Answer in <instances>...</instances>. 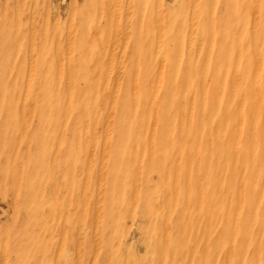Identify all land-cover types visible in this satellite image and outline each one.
Returning <instances> with one entry per match:
<instances>
[{
	"label": "rangeland",
	"instance_id": "374dc122",
	"mask_svg": "<svg viewBox=\"0 0 264 264\" xmlns=\"http://www.w3.org/2000/svg\"><path fill=\"white\" fill-rule=\"evenodd\" d=\"M22 1H24L25 3ZM107 1L109 3L110 2L112 3L109 4L107 3ZM122 1L121 0H111V1L110 0H100V1L98 0H0V5L2 6L7 5L6 7L9 8L6 10L7 11V13L5 12L6 16L4 15L3 18L1 17L3 11L2 9H0L1 27L4 26V18L13 21V18H15L13 17L14 14L15 16H17L18 14L20 16V14L22 15L21 11L23 10L24 12L23 13L24 16L21 17L22 22L21 23H18V21L16 22V24L18 25L20 24L17 27L19 33L18 32L10 33L7 42L8 49H6V47L3 44V39L1 38L3 37V31H1L0 29V53H1L0 58L3 59V61L0 62V91L4 89L5 92L2 95L4 97H1L0 95L1 97L0 118L1 119L7 118L5 124L0 123V236L2 237L0 239V264H162V263L163 264H223V263L241 264L238 259L240 258V255L238 257V255L233 253L232 255L234 259L233 262L232 260L230 262L227 261L226 255L232 253L231 250H233L234 247L241 246L238 248H242L245 245V236H246L244 234L245 232L240 230L236 232L233 235V237L232 236L229 237L226 235L223 241L221 242L218 240L215 241L213 235L208 234V229L207 228L205 229L204 225L200 229H195V227L197 226V222H198L197 220L199 219L201 220L204 217H207L208 214H212L216 219L214 223L217 224L216 225L217 229L215 228L216 230H210V231L218 232L221 225L225 224L227 221L229 223H232L234 222L233 220L238 218V216L239 217L242 216V218L248 215L255 216L257 215L259 210L263 209L262 208L263 203L261 202H258L259 204L257 203V206L253 209L254 204H251L250 198L251 196H253V194H256L258 192H260L261 195H264V181H261L258 184L259 186H261L262 184V188L258 186L257 187L258 190L252 189L250 183L253 182L252 180L254 178L247 179L246 177H248L247 175L248 173H250L249 172L250 167L248 165L251 164L252 159L254 158V153L258 150V147L261 145L260 141L264 139L263 135H261L264 133L263 131H261L260 128V124L262 127L263 119L260 117L258 111L259 108L262 109L264 107V106L261 107L262 103H264V77H263L264 76V22L262 20L264 18V11H262L264 8V0H202L201 6H200L201 0H197L198 2H194L193 0H151V1L139 0L137 1V3L139 2L138 4L135 3L136 0H128V1L124 0L123 3ZM213 1L216 3H214ZM228 1L230 2L228 3ZM120 3L121 6L124 3L125 5H123L121 8L119 5ZM255 3L257 4V8L255 6ZM141 6H144L142 7L143 9L141 8ZM126 7L128 9H126ZM92 12L94 14H92ZM97 12L100 13L97 14ZM108 12L109 14H107ZM237 12H240V14H237ZM126 13H128L129 16L128 15L126 16ZM232 13H234L235 16ZM167 14H170V20L172 22L180 20L178 19L179 17L182 19L181 20L182 27L184 26L185 28H187V29H185L184 27L182 28L186 30L185 33L186 36L184 35L182 37L181 35L178 37L179 38L178 39L177 36L173 34V30L170 29L167 30L166 26L164 25V21L168 20ZM191 14H193L192 17L190 16ZM29 15L31 16L29 17ZM255 15H257V17ZM78 16L80 17V19ZM253 16H255L256 18H254ZM76 19L78 20L76 21ZM136 19L139 20L137 21ZM93 20L96 22V24L95 22H92ZM144 20L147 22L148 21L151 22V26H152L151 29H153V31L148 28V23L144 22ZM200 20H203L208 27L203 31L204 33L202 32V34H200V37H198V33L196 31V25H198V22H201ZM116 21H121L120 24L122 25L121 29L118 30V33H116V30L113 26V24L116 23ZM142 21H143V25H142ZM144 23L145 24L147 23L146 24L147 26H145ZM259 25H262L260 26L262 27V29L259 27ZM110 26L112 29L110 28ZM69 27H72L71 32H70L71 29H69ZM127 27L132 28L131 32L130 30L127 29ZM18 28L21 30H19ZM236 31L238 32L236 33ZM149 32H152V34L150 35ZM227 32L230 33L229 34V36L231 35L230 38ZM114 35H116L117 38ZM133 35L134 38L132 37ZM11 36L12 39H14L13 37L16 36L14 41L11 39ZM105 36L107 39L105 38ZM55 37L57 38V40ZM58 37H60V40ZM30 38L33 40H37V42L34 41V44L36 43L35 47L39 52L37 57L35 58L38 67L34 70L31 76L30 87H27L28 82L25 83L26 85L21 86V84H23L25 81H28V73H29L28 71H29V67H31L29 62L31 55L30 53L33 47L31 45V40H27ZM122 39L124 40V42ZM17 40H19V42ZM56 41L57 42L59 41V43L61 44L59 48H57L56 46L57 43ZM121 41L123 44L122 46H120ZM162 41H163V46H162ZM65 42L68 43L66 44ZM195 42L197 44H195ZM244 42H246L245 45ZM154 43H156V45H159L157 46L159 48V51H161L160 46L163 47L162 49L163 52L162 51L158 52L160 53V55L159 56L156 55L154 58L159 64L162 54L163 56L173 54L172 56L174 61L175 62L177 61L176 64L171 65V63L166 60L164 63L161 62L165 66L162 64L159 65L157 64V62H155L152 65L151 60L156 53L154 51V46H151V45H155ZM14 44L16 45L19 44L18 45L19 48L16 45L14 46ZM44 44L48 46V51L41 49ZM194 45L198 47L196 48ZM224 45H226V47ZM68 46H71L70 50L68 49ZM237 46H239V48ZM112 47L115 48L112 49ZM121 47H123L125 51H123V49H120ZM142 47L144 48L143 52H142ZM147 47H149V49ZM175 47L177 48V51H175L176 50ZM180 47L182 48V51ZM102 48L103 50H101ZM118 48L122 52L119 51ZM137 48L140 50V52L139 55L136 56L135 53L138 52ZM2 49L5 51V54L2 53L3 52ZM12 50H13V54L12 52L10 53V51ZM58 51L59 53H56ZM68 51L69 53H66ZM202 51L204 52V54H202L203 53ZM67 54H69L70 56ZM119 54L120 55L122 54L121 56H123L121 60ZM45 55L47 56L45 59V63H43L41 59ZM203 55L206 57H204ZM68 56L71 57L72 59L71 62L72 70L70 69V72L72 71L71 73L72 76L67 78V74H66L64 78L61 80V81H65L66 79L65 82L66 84L65 83L61 84L60 82L56 81L52 76L55 73V71L57 72L59 70H63V72L65 73V71L69 69L67 68L68 67L67 58H69ZM139 56L140 58H137ZM148 57L151 58L149 59ZM131 58H133V61H130L132 60ZM175 58L177 59L175 60ZM208 59L212 60L211 61V63H213L212 65L209 62L207 63ZM10 60L12 62H10ZM119 60L122 61V63ZM198 61H200L201 64ZM129 62L131 65L128 64ZM193 63L197 64L198 66H196ZM10 64H11L10 69H12L11 72L8 69V66ZM117 64L119 65L117 66ZM132 64L133 67L139 70L135 71L133 70V68L131 69ZM59 65L61 66L60 67L61 69L58 68ZM161 65L163 66L162 71H160ZM203 67H207V68H204L205 69L204 70ZM108 68H110L111 72L109 70H106ZM104 69L106 71L105 72L106 75L104 74ZM155 69H157L158 72L157 70L155 71ZM194 69L197 72H195ZM183 70L187 71L184 72L186 75L185 74L181 75V72ZM189 70H191L193 75H191ZM249 70L250 73L246 74ZM235 71H237L238 74L239 73L243 74V77L247 76L244 78L245 80H243L241 76L238 77L239 75H233L232 72L236 74ZM160 73H161V80L158 81L156 79L157 76H160ZM107 75L108 78L105 80L104 78H106ZM12 76H13V80H10L12 79ZM230 76L231 79H229ZM234 76L236 77L234 78ZM133 79L135 83H132ZM187 79H189L190 82ZM44 80L47 84L45 89V95L43 94V91L38 90V88L40 89L44 88V87L41 88L40 86V83H42ZM116 80H117V85L114 86ZM168 81L169 83H167ZM103 82L106 84V86H108V84L110 86L106 87L105 84L102 85ZM199 82H201L202 84ZM149 83H150V87H149ZM205 83L207 84V86ZM209 83H211L212 85ZM230 83L232 85H230ZM256 83H258L259 86L254 85ZM189 84L192 88L188 90V88L190 87L188 86ZM215 85L218 87H216ZM234 85L235 87H232ZM137 86L139 88L141 86L142 87L139 89ZM165 86L168 88V90ZM172 86L174 87L176 86L175 88L173 87V91L171 89ZM179 86L180 87L183 86L184 89L179 88ZM213 86L215 89L212 88ZM94 87L96 89H94ZM131 87L132 89H134L135 87L134 90L139 92L140 95L138 94L139 97L138 99H136V102L134 104L135 106L133 107L134 108L133 119L130 118L128 120H124L120 116V114L124 112V110L122 109V102L120 101V98L123 96V93L131 92ZM238 87H240V89ZM155 88H157L156 89L157 91L155 90L156 93L153 92ZM216 88L217 90L221 88L220 89L221 91L219 90L215 94V91H217ZM19 89L21 91L23 90L24 91L26 90V92L28 91L27 93L29 95L33 91L32 92L33 94L31 93V96L34 97L33 102L30 101V97L29 99L28 97L25 96L16 97L15 95L22 93ZM54 89L57 90L54 91ZM59 89H61L62 92ZM144 89L148 94L147 95L145 93L146 97H143L142 95V92L144 93L145 91ZM111 90L112 93H110ZM149 90L150 93H148ZM94 91H96V93H94ZM169 91H171V93ZM240 91L241 92L244 91V94L241 93ZM64 92H67V94H64ZM59 93L61 94V97H59L58 99L60 100L58 104L57 96L59 95ZM189 93H192L190 94L191 96L189 95ZM223 93L225 94V96ZM12 94L16 97V100H14V96ZM88 94H90L91 97L93 96L95 99L92 97L94 100L88 101L85 97V95ZM114 95H115V100L112 103L113 106H111L112 110L109 111L108 110L110 107L109 105L111 104L109 102H111V98H113L112 96ZM169 95L172 96L169 97ZM199 97L201 100L199 99ZM237 97H240L241 99L238 100V105L235 106L233 102H236L234 101L235 99H239ZM247 97L254 99L252 102V105L254 106L251 105V108H249V110L247 109V111L249 112L248 114L247 111L244 113L243 110H240V108L242 109V104L241 103L239 104L240 101L241 102L243 101L242 103L244 102L248 103L250 100ZM21 98L24 101L21 100ZM169 98L171 99V103ZM45 99H47L48 102ZM150 99L151 100L155 99V104H154L155 106L152 108L153 110L151 109L152 111L156 109L153 113L152 111L145 112L146 104L151 102ZM98 100H100L101 103L100 102L96 103ZM179 100L181 101L180 103ZM255 100H257V103ZM86 101L91 102L93 106H95L92 107L94 109L91 110V114L89 115V118H86V114L85 115L83 114L86 113L87 108H91L89 107L88 104H86ZM46 102L48 103L47 105H45ZM104 102H106L107 104H105ZM180 104L182 105L179 107ZM38 105L39 108H37ZM138 105H140L141 108H139ZM41 106L42 108H40ZM47 106L50 107L46 108ZM182 106L183 108H181ZM172 107L175 108L173 109ZM253 107H255L256 109ZM66 108L68 109L66 110ZM82 108L85 109L82 110ZM49 109L52 111L51 113L48 111ZM171 109H173L174 111L172 112ZM181 109L182 111L180 112L179 110ZM203 109H205L204 110L205 112L201 111ZM93 110L94 112H92ZM197 110L199 113L197 112ZM222 110H224V112ZM128 111L129 109L126 111V113H128ZM221 111L224 114L220 113ZM250 111L252 112L254 111L253 114L250 113ZM105 112L109 115L110 117L109 120H106ZM113 112L114 114H111ZM41 113H43V115H41ZM145 114L146 116H144ZM197 114L198 115L201 114V115H199L198 117ZM223 115L224 117H221ZM60 116H62L61 120L59 118ZM190 116H191V120H190ZM241 116L243 117L242 119H240ZM248 116L251 118V120L249 121L248 119L250 118ZM90 118L92 120H89ZM151 118H153V120ZM252 118L253 119L255 118L257 121L256 120L253 121ZM95 119L96 121H94ZM209 119L211 121H209ZM238 119L241 121H239ZM11 120L12 123L14 124L15 130L17 129L16 132L10 129H4L5 127H8L10 126V124H12L10 123ZM144 120H146L145 125L143 124ZM61 121H64L63 122L64 126L68 125L66 127L68 128L67 130H64V128L63 129L60 128L63 126L60 125V123H62ZM74 121L76 123H74ZM250 121L252 123H250ZM149 122L151 123L152 126H150ZM185 122L187 124H185ZM240 122H242L241 124H244L246 126L242 127V132L240 134H236V133L233 134L236 127L238 130L240 129L238 128ZM254 122L259 123L256 128L253 126ZM147 123L150 127L146 125ZM233 123H235V125ZM247 123L248 124L250 123V125H248ZM57 124H59L60 129L58 128ZM153 124H155V126ZM193 124L194 125L198 124L197 125L198 127L196 125L194 127ZM224 124L226 126H224ZM142 125L145 126L144 127L145 130ZM139 126L142 127L138 131L135 130L137 127L139 128ZM161 126L165 128V131H168L166 130V128L169 130H171L172 128V130L171 132H169V134H166L165 136L163 132H161L160 130ZM184 126L186 127V129H184L185 128ZM250 126L251 129L255 128V130L250 131L249 130ZM41 128L42 129L46 128L48 130L42 131ZM151 128L153 129L150 130ZM132 129L135 130V132L133 131L134 133L132 132L133 135L131 134ZM140 130L142 131V133ZM189 130H192V132L189 133L190 132ZM159 131L163 136L162 138H160L161 135ZM214 131L216 132L214 133ZM254 131H255L254 138L256 144L254 142L252 145L250 144V140L253 139V136L251 134H253ZM85 132L87 133L85 134ZM136 133H138V135H135ZM140 133L141 135L139 137ZM148 134H149V138H148ZM246 134L251 136L247 137ZM184 135H186L187 139ZM233 135L235 136V139ZM238 135H240L239 137L240 139L238 138ZM206 136L208 139L206 138ZM144 137L146 138V140L143 139ZM133 138H135L136 141L135 139L133 140ZM181 138L185 139V141L184 140L182 141ZM205 138L208 141L210 139L209 141L210 143L206 141ZM88 139L94 143H92ZM243 139L245 142L243 141ZM188 140L190 141V143L188 142ZM239 140L240 143L237 145V142H239ZM130 141L133 145L130 144ZM225 141L228 142L225 143ZM176 142L178 143L182 142V144H184L182 148L180 147V144L178 145V148L180 147L179 149L180 153L178 152L179 156H175L176 150L175 148L173 149L174 146L175 147L177 146ZM186 142H188L189 144H185ZM106 143L108 145H106ZM109 143L111 144L110 146ZM160 143L164 144L165 149L163 151H161L160 149L161 147ZM125 145L127 146L131 145V148L134 147L132 152L130 146L127 147ZM190 145H192V147H190ZM233 145L236 148H232L234 147ZM187 146L189 149L185 154L186 152L185 149ZM194 146H196V148ZM205 146L206 147L218 146L219 147V153L217 152L218 156L213 151L210 152L208 150L204 152L206 149L204 148ZM254 146H255V150H254ZM102 147H104L107 150V152L110 153V155L109 154L105 155L106 150L103 151ZM119 148H121L122 157L120 159L118 158L117 160L114 157H117L116 150ZM135 148L136 149L138 148V151L135 150ZM193 148H195L194 154H193L194 151ZM152 152L154 155H152ZM248 152L249 154L250 153L251 154L249 155ZM90 153L91 154L94 153L93 154L94 157L91 156ZM87 154L88 155L90 154V156H87ZM131 154L133 157L131 156ZM188 154L191 155L187 156ZM232 154H234L233 156L236 155L239 156V159L240 157L242 159L238 164H236L238 168H236V165L235 168L234 166H232V164L230 165ZM91 157L93 158V160L95 158L97 159L93 161ZM106 158L112 160L113 164L111 163V161L109 163L104 162L106 161ZM175 158L176 161L178 160L179 164L181 165L178 171L175 167V162H176ZM185 158L187 160H185ZM219 158L221 159V161ZM185 161H186V167L184 166ZM248 161L250 163H248ZM136 162L138 165L135 164ZM254 163L255 162H252L250 166H252ZM206 164L208 165V167ZM224 164L226 165L225 167H223ZM239 165L240 167L243 166L244 169L243 167L239 168ZM88 166H90L89 169L87 168ZM220 166H222L223 169L220 168ZM174 168L176 170H174ZM218 168H220L219 172L222 174L221 179L223 180H221L222 185L220 184V186L223 189L218 187L214 188V185L212 183L213 181L209 182L208 184H206L207 182L202 181L201 173H203V171L209 173L210 175L212 174L214 176L217 175L216 171L218 172L217 170ZM167 169H169V176L166 178L163 175L164 173L163 171ZM47 170L50 171V173ZM172 171L173 172L176 171L175 172L176 174L171 177ZM237 171H239V173ZM262 171L264 172V168L262 169ZM42 172H43V176H42ZM52 173L53 175H51ZM236 173L238 175L237 177H235ZM242 177L243 179L245 178L246 180L245 179L243 180ZM198 182H200V184ZM205 185L208 186L209 188L208 187L205 188L206 187ZM174 186H178L176 190H174L175 188H172ZM239 187L241 190L244 189L242 193L241 192L239 193L241 197H239L240 195L238 194L237 191L240 190ZM210 188L212 190L219 191V193L212 192ZM165 189L168 190L169 192L167 193ZM197 189L198 191L201 192L199 193L205 195V197L203 200L201 199L198 204L196 202H194L196 203L195 205L194 203L193 204L190 203V206H188L191 213L189 225L186 226L181 224L180 226L179 223L180 219L179 218L177 219L176 217L179 207L174 208V206L171 205V202L173 201V199L175 200L177 194L180 195V193H181L180 195L181 199L187 201V198H185L187 194L188 193L193 194L195 193L194 190ZM204 189H206V191ZM228 189L232 191H230L229 193ZM251 190H253L254 193L253 191L250 192ZM80 193L82 195H80ZM98 193L101 195V197ZM214 194H215V198H214ZM195 196L196 194L193 195V198H196ZM55 197L59 199L57 200ZM212 198H214L213 202L214 200H217L216 198L220 199L223 202V203L221 202L222 205L224 206L219 207L220 209L219 208L214 209L212 207L213 204L210 206L212 202ZM233 201H235V204ZM237 204L240 205V210H239L240 213L237 212L235 209ZM226 205L229 209L226 207ZM199 211L200 213H198ZM196 212L198 213V215H196L197 214ZM149 214H151L150 217ZM225 215L228 216L226 217ZM181 222H183V220H181ZM252 232L262 237L263 240H261L262 246H260V249L262 250L261 253H263L264 229L261 231L262 234H259L260 233L259 229L256 230L254 229ZM179 233H181V237L179 236ZM259 236L257 238H259ZM185 237L191 238V240H193L192 241L193 243L188 238L186 240ZM189 241L191 243L187 245ZM229 241L231 245L233 244L232 247ZM25 247H27L28 249ZM253 250L254 249L252 248H250L249 250L251 255L253 254ZM57 252L59 254H57ZM24 255L25 257L27 256L28 257L25 258ZM262 256H264V253L262 254ZM242 264H251V263H242Z\"/></svg>",
	"mask_w": 264,
	"mask_h": 264
},
{
	"label": "bare ground",
	"instance_id": "6f19581e",
	"mask_svg": "<svg viewBox=\"0 0 264 264\" xmlns=\"http://www.w3.org/2000/svg\"><path fill=\"white\" fill-rule=\"evenodd\" d=\"M98 1H100V0H98ZM111 1V0H110ZM122 1V0H121ZM124 1V0H123ZM123 1H122V3H123ZM126 1V0H125ZM128 1V0H127ZM137 1H139V0H136V2L135 3H137ZM144 1H146V0H144ZM151 1V0H150ZM194 2H198L197 0H193ZM7 2V1H6ZM22 2H24V1H22ZM90 2V1H89ZM102 2V1H101ZM191 2V1H190ZM214 2V1H213ZM230 1H228V3H229ZM5 3V2H4ZM25 3V2H24ZM91 3V2H90ZM107 3H109L108 1H107ZM110 3H112V2H110ZM109 3V4H110ZM126 3V2H125ZM125 3L123 4V5H125ZM139 3V2H138ZM137 3V4H138ZM142 3V2H141ZM144 3V2H143ZM160 3H162V2H160ZM210 3V2H209ZM214 3H216V2H214ZM99 4H100V2H99ZM98 4V5H99ZM105 4V3H104ZM188 4H189V1H188ZM213 4V3H212ZM237 4H238V2H237ZM243 4H244V2H243ZM242 4V5H243ZM90 5V4H89ZM120 5V7L122 8V6H121V3L119 4ZM143 5V4H142ZM202 5V0H201V2H200V6ZM210 5V4H209ZM241 5V6H242ZM254 5V4H253ZM7 6V5H6ZM6 6H2V5H0V9H2V11H3V14L1 15V17L3 18V16L5 15V12L7 13V9H9L8 7H6ZM9 6V5H8ZM85 6V5H84ZM106 6V5H105ZM113 6H114V4H113ZM161 6V5H160ZM214 6H215V4H214ZM240 6V7H241ZM255 6H256V8H257V4L255 3ZM101 7H102V5H101ZM136 7H137V5H136ZM142 7H144V6H141V8ZM155 7V6H154ZM193 7H195V6H193ZM206 7H207V5H206ZM227 7V6H226ZM243 7V6H242ZM21 8V7H20ZM83 8V7H82ZM85 8V7H84ZM113 8V7H112ZM197 8V7H196ZM228 8V7H227ZM226 8V9H227ZM231 8V7H230ZM13 9H15V8H13ZM18 9V8H17ZM16 9V10H17ZM86 9V8H85ZM99 9H101V8H99ZM98 9V10H99ZM106 9H107V7H106ZM109 9V8H108ZM126 9H128L127 7H126ZM134 9V8H133ZM138 9V8H137ZM143 9V8H142ZM229 9V8H228ZM161 10V9H160ZM196 10V9H195ZM242 10V9H241ZM254 10H257V9H254ZM113 11H114V9H113ZM113 11H112V13H113ZM137 11V10H136ZM154 11H155V8H154ZM154 11H153V13H154ZM231 11V10H230ZM240 11V10H239ZM262 11H264V8H263V10ZM22 12V15L20 14V16H19V14L17 15V16H15V14H14V12H13V14H14V16L13 17H15V18H13V21H11L10 19H5L4 18V26L3 27H1L0 26V29H1V31H3V37H1L2 39H3V44H4V46L6 47V49H8L7 48V42H8V39H9V36H10V33L12 32H18V30H17V27L20 25H18V24H16V22L18 21V23H21L22 22V18L21 17H23L24 16V12H23V10L21 11ZM123 12V11H122ZM127 12V11H126ZM180 12V11H179ZM194 12V11H193ZM241 12V11H240ZM240 12H237V14H240ZM80 13V12H79ZM85 13H86V10H85ZM98 13H100V12H97V14ZM125 13V12H124ZM139 13V12H138ZM190 13V12H189ZM261 13V12H260ZM17 14V13H16ZM29 14H31V13H29ZM33 14V13H32ZM92 14H94L93 12H92ZM107 14H109V12L107 13ZM162 14V13H161ZM233 15H234V13H232ZM236 14V15H237ZM83 15V14H82ZM128 15V13H126V16ZM137 15V14H136ZM138 15H140V14H138ZM168 15V17H167V19L168 20H165L164 21V25L166 26V28H167V30L168 29H170V30H173V34L175 35V36H177V38L179 37V36H181L182 35V37L185 35L186 36V30H184V29H182L183 27H182V24H181V18L179 17L178 19H180V20H177V21H175V22H172L171 20H170V14H167ZM179 15V14H178ZM6 16V15H5ZM31 15H29V17H30ZM99 16V15H98ZM97 16V17H98ZM112 16H113V14H112ZM120 16V15H119ZM125 16V17H126ZM129 16V15H128ZM154 16H155V14H154ZM162 16V15H161ZM191 17L193 16V14H191L190 15ZM235 16V15H234ZM234 16H233V18H234ZM256 17H257V15H255ZM255 16H253L254 18H256ZM25 17H27V16H25ZM36 17V16H35ZM79 17V16H78ZM143 17V16H142ZM211 17V16H210ZM138 18V17H137ZM197 18V17H196ZM232 18V19H233ZM29 19V18H28ZM35 19V18H34ZM73 19H74V17H73ZM79 19H80V17H79ZM87 19H88V17H87ZM97 19V18H96ZM114 19V18H113ZM121 19V18H120ZM125 19V18H124ZM123 19V20H124ZM127 19V18H126ZM141 19V18H140ZM143 19H145V18H143ZM78 19H76V21H77ZM137 20V19H136ZM139 20V19H138ZM137 20V21H138ZM216 20H217V18H216ZM222 20V19H221ZM234 20V19H233ZM254 20V19H253ZM259 20H261V19H259ZM263 20V22H264V18L262 19ZM31 21H32V19H31ZM122 21V20H121ZM121 21H116V23H114L113 24V26H114V28H115V30H116V33H118V30L119 29H121V27H122V25L120 24L121 23ZM134 21H135V19H134ZM160 21V20H159ZM201 22H198V25H196V31H197V33H198V37H200V34H202V32L205 30V29H207V24H205L204 23V21L203 20H200ZM224 21V20H223ZM255 21V20H254ZM14 22H15V25H14ZM75 22V21H74ZM73 22V23H74ZM85 22V21H84ZM88 22V21H87ZM92 22H95L94 20L92 21ZM102 22V21H101ZM101 22H99V23H101ZM109 22V21H108ZM112 22H114V21H112ZM125 22H126V20H125ZM128 22H129V20H128ZM133 22V21H132ZM144 22H147V21H145L144 20ZM162 22V21H161ZM216 22H218V21H216ZM227 22H229V21H227ZM105 23H106V21H105ZM135 23V22H134ZM148 23V28L149 29H151V22L150 21H148L147 22ZM146 23V24H147ZM163 23V22H162ZM259 23H260V21H259ZM70 24H71V22H70ZM95 24H96V22H95ZM136 24V23H135ZM145 24V23H144ZM145 24V26H147ZM161 24V23H160ZM227 24V23H226ZM251 24V23H250ZM105 25V24H104ZM107 25V24H106ZM124 25V24H123ZM139 25V24H138ZM142 25H143V21H142ZM142 25H141V27H142ZM155 25H157V24H155ZM228 25V24H227ZM263 25V24H262ZM262 25H259V27L260 26H262ZM72 26V25H71ZM86 26V25H85ZM96 26V25H95ZM112 26V25H111ZM111 26H110V28H111ZM223 26V25H222ZM100 27V26H99ZM155 27V26H154ZM67 28H68V26H67ZM101 28V27H100ZM106 28H107V26H106ZM105 28V29H106ZM147 28V27H146ZM160 28H162V27H160ZM160 28H159V30H160ZM185 28V27H184ZM261 29H262V27H260ZM19 29V28H18ZM69 29H71L70 30V32L72 31V27H69ZM112 29V28H111ZM127 29L128 30H130V32H131V30H132V28L131 27H127ZM138 29V28H137ZM185 29H187V28H185ZM19 30H21V29H19ZM74 30V29H73ZM123 30V29H122ZM127 30V31H128ZM152 31H153V29H151ZM162 30V29H161ZM260 30V29H259ZM52 31V30H51ZM62 31H64V30H62ZM68 31V30H67ZM79 31V30H78ZM127 31H125V32H127ZM133 31H134V29H133ZM185 31V32H184ZM195 31V30H194ZM66 32V31H65ZM121 32V31H120ZM187 32H188V30H187ZM238 31H236V33H237ZM261 32V31H260ZM19 33V32H18ZM18 33H17V35H18ZM88 33V32H87ZM91 33V32H90ZM104 33V32H103ZM133 33H135V32H133ZM137 33V32H136ZM140 33H141V30H140ZM204 33V32H203ZM206 33H207V31H206ZM228 33V32H227ZM21 34V33H20ZM67 34V33H66ZM71 34V33H70ZM69 34V35H70ZM73 34V33H72ZM86 34V33H85ZM84 34V35H85ZM89 34V33H88ZM107 34V33H106ZM112 34V33H111ZM115 34V33H114ZM127 34V33H126ZM149 34L151 35L152 34V32H149ZM195 34H196V32H195ZM210 34V33H209ZM208 34V35H209ZM229 34L230 33H228V36H229ZM262 34V33H261ZM16 35V34H15ZM28 35H29V33H28ZM42 35V34H41ZM55 35H57V34H55ZM156 35V34H155ZM38 36V35H37ZM59 36H60V33H59ZM63 36V35H62ZM75 36V35H74ZM100 36V35H99ZM116 38H117V36L116 35H114ZM121 36H122V33H121ZM140 36V35H139ZM194 36V35H193ZM231 36V35H230ZM230 36H229V38H230ZM239 36H240V34H239ZM238 36V37H239ZM16 37V36H15ZM15 37H13L14 39H15ZM36 37V36H35ZM42 37V36H41ZM67 37V36H66ZM71 37V36H70ZM73 37V36H72ZM86 37H88V36H86ZM127 37V36H126ZM125 37V38H126ZM133 38H134V35L132 36ZM207 37V36H206ZM234 37V36H233ZM245 37V36H244ZM28 38V37H27ZM56 38V37H55ZM59 38V40H60V37H58ZM102 38H103V35H102ZM105 38H106V36H105ZM109 38V37H108ZM116 38H114V39H116ZM176 38V39H177ZM11 39H12V36H11ZM14 39H12L13 41H14ZM40 39V38H39ZM38 39V40H39ZM66 39V38H65ZM107 39V38H106ZM127 39V38H126ZM129 39V38H128ZM164 39V38H163ZM179 39V38H178ZM196 39V38H195ZM244 39V38H243ZM246 39H248V38H246ZM27 40H31V45H32V47H33V49H32V51H31V55H30V62H29V64H30V66L31 67H29V73H28V81H25L23 84H21V86L22 85H26L25 83L26 82H28L27 83V87H30V85H31V76H32V74H33V72H34V70L38 67V64H36V57H37V55H38V52L39 51H37V48L35 47V45H36V43L34 44V41L35 42H37V40H33V39H27ZM43 40V39H42ZM56 40H57V38H56ZM67 40V39H66ZM86 40V39H85ZM119 40V39H118ZM123 40V39H122ZM135 40V39H134ZM146 40H148V39H146ZM235 40H236V38H235ZM18 42H19V40H17ZM40 41V40H39ZM48 41V40H47ZM110 41V40H109ZM108 41V42H109ZM244 41H246V40H244ZM55 42V41H54ZM57 42V41H56ZM69 42V41H68ZM68 42H65L66 44L68 43ZM112 42H114V41H112ZM116 42V41H115ZM123 42H124V40H123ZM132 42H134V41H132ZM146 42V41H145ZM148 42V41H147ZM198 42H200V41H198ZM71 43V42H70ZM107 43V42H106ZM110 43V42H109ZM126 43V42H125ZM125 43H124V45H125ZM178 43H179V41H178ZM226 43V42H225ZM39 44H41V43H39ZM89 44V43H88ZM127 44V43H126ZM144 44V43H143ZM147 44V43H146ZM155 45H151V46H154V51L156 52L155 53V55L152 57V60H151V64L153 65L155 62H157L156 61V59H154L155 58V56L156 55H160V53H158V52H161L162 51V49H163V41H162V46H160V48H161V51H159V48L157 47V46H159V45H156V43H154ZM174 44H176V43H174ZM195 44H197L196 42H195ZM246 44V42H244V45ZM13 45V44H12ZM16 44H14V46H15ZM19 45V44H18ZM18 45H16V46H18ZM60 43H59V41L56 43V46H57V48H59L60 47ZM119 45V44H118ZM123 44H122V41H121V45L120 46H122ZM239 45V44H238ZM243 45V44H242ZM241 45V46H242ZM65 46V45H64ZM112 46V45H111ZM148 46H149V44H148ZM195 46V45H194ZM225 47H226V45H224ZM66 47V46H65ZM70 47L71 46H68V49L70 50ZM76 47V46H75ZM88 47V46H87ZM90 47H91V45H90ZM119 47V46H118ZM126 47V46H125ZM124 47V48H125ZM144 47V46H143ZM142 47V52L144 51V48ZM182 47V46H181ZM180 47V48H181ZM191 47H192V45H191ZM196 48L198 47V46H195ZM194 47V48H195ZM238 48H239V46H237ZM4 48V47H3ZM18 48H19V46H18ZM56 48V49H57ZM63 48V47H62ZM109 48H110V46H109ZM115 47H112V49H114ZM146 48V47H145ZM148 49H149V47H147ZM152 48V47H151ZM176 48V47H175ZM178 48H179V46H178ZM11 49H14V48H11ZM17 49V48H16ZM41 49H44L45 51H48V46H46L45 44L42 46V48ZM40 49V50H41ZM54 49V48H53ZM61 49V48H60ZM66 49V48H65ZM120 49H123V47H121ZM158 49V50H157ZM191 49V48H190ZM3 50V49H2ZM1 50V51H2ZM101 50H103V48L101 49ZM110 50H111V48H110ZM117 50V49H116ZM118 50H119V48H118ZM137 50H138V52L137 53H135L136 54V56L137 55H139V52H140V50L137 48ZM153 50V49H152ZM180 50V49H179ZM192 50V49H191ZM196 50V49H195ZM16 51V50H15ZM66 51V50H65ZM119 51H121V50H119ZM123 51H125L124 49H123ZM175 51H177V48H176V50ZM181 51H182V48H181ZM213 51H214V49H213ZM12 52V54H13V50L12 51H10V53ZM122 52V51H121ZM163 52V51H162ZM203 52V51H202ZM206 52V51H205ZM2 53H4L5 54V51L3 50V52ZM56 53H59V51L58 52H56ZM66 53H69V51L68 52H66ZM88 53V52H87ZM118 53H120V52H118ZM176 53V52H175ZM186 53V52H185ZM192 53V52H191ZM214 53V52H213ZM1 54V53H0ZM22 54V53H21ZM72 54H73V52H72ZM165 54H167V53H165ZM177 54V53H176ZM180 54V53H179ZM195 54H196V52H195ZM202 54H204V52L202 53ZM206 54V53H205ZM67 55H69V54H67ZM77 55V54H76ZM90 55V54H89ZM102 55H103V53H102ZM111 55V54H110ZM120 55V54H119ZM118 55V56H119ZM122 55V54H121ZM120 55V60H121V58L123 57V56H121ZM125 55V54H124ZM173 54H169V55H164L163 56V54L161 55V59H160V64H162V63H164L166 60L167 61H169L170 63H171V65H175L176 64V62L174 61V59H173V56H172ZM178 55V54H177ZM186 55V54H185ZM192 55V54H191ZM198 55V54H197ZM214 55V54H213ZM27 56H28V54H27ZM46 56L47 55H45L42 59H41V61L43 62V63H45V59H46ZM70 56V55H69ZM68 56V57H69ZM72 56V55H71ZM114 56V55H113ZM149 56V55H148ZM182 56V55H181ZM204 56V55H203ZM16 57V56H15ZM75 57V56H74ZM98 57V56H97ZM103 57V56H102ZM126 57V56H125ZM195 57H196V55H195ZM195 57H194V59H195ZM204 57H206V56H204ZM204 57H201V58H204ZM212 57V56H211ZM11 58H14V57H11ZM94 58V57H93ZM95 58H96V56H95ZM111 58V57H110ZM109 58V59H110ZM133 58H135V57H133ZM133 58H131L132 60H130V61H133ZM137 58H140V56L139 57H137ZM149 58V57H148ZM151 58V57H150ZM149 58V59H150ZM191 58V57H190ZM200 58V59H201ZM210 58V57H209ZM237 58V57H236ZM29 59V58H28ZM27 59V60H28ZM66 59V58H65ZM101 59V58H100ZM177 58H175V60H176ZM213 59V58H212ZM74 60V59H73ZM94 60V59H93ZM99 60V59H98ZM119 60V61H120ZM148 60V59H147ZM164 60V61H163ZM3 61V59L2 58H0V62H2ZM101 61V60H100ZM106 61V60H105ZM117 61V60H116ZM135 61V60H134ZM211 61L212 60H207V63L209 62L211 65L213 64V63H211ZM10 62H12L11 60H10ZM67 62H68V67L67 68H69V69H67L66 71H65V73L63 72V70H59V71H55V73L53 74V78L56 80V81H58V82H60L61 84H64L65 82H66V79H65V81H61L63 78H64V76L67 74V78L68 77H71L72 76V71L70 72V69L72 70V68H71V66H72V59H71V57H69V58H67ZM93 62V61H92ZM108 62V61H107ZM109 62H110V60H109ZM121 63H122V61H120ZM119 62V63H120ZM137 62V61H136ZM162 62V63H161ZM180 62V61H179ZM198 62H200V61H198ZM204 62V61H203ZM237 62V61H236ZM16 63V62H15ZM89 63V62H88ZM116 63V62H115ZM124 63V62H123ZM134 63V62H133ZM138 63V62H137ZM191 63V62H190ZM195 63H196V61H195ZM195 63H193V64H195ZM59 64V63H58ZM106 64V63H105ZM104 64V65H105ZM114 64V63H113ZM125 64V63H124ZM128 64H130V62L128 63ZM157 64H159L158 62H157ZM159 64V65H160ZM178 64V63H177ZM199 64V63H198ZM200 64H201V62H200ZM205 64V63H204ZM231 64H233V63H231ZM241 64V63H240ZM57 65V64H56ZM107 65V64H106ZM119 64H117V66H118ZM121 65V64H120ZM131 65V64H130ZM162 65H164V64H162ZM160 66L161 67V69H160V71H162V68H163V66ZM184 65V64H183ZM182 65V66H183ZM196 66H198L197 64H195ZM194 65V66H195ZM109 66H110V64H109ZM116 66V65H115ZM127 66V65H126ZM165 66V65H164ZM178 66V65H177ZM189 66H190V64H189ZM233 66V65H232ZM236 66V65H235ZM241 66V65H240ZM2 67H3V65H2ZM15 67V66H14ZM61 66L59 65V67L58 68H60ZM108 67V66H107ZM122 67V66H121ZM138 67V66H137ZM175 67V66H174ZM210 67H212V66H210ZM11 68V64L8 66V69L10 70V72L12 71V69H10ZM120 68V67H119ZM133 68V70H137V68H135V67H133V64H132V67H131V69ZM156 68H157V66H156ZM184 68V67H183ZM204 68H207V67H203V69ZM14 69V68H13ZM61 69V68H60ZM130 69V70H131ZM169 69V68H168ZM185 69V68H184ZM188 69H190V68H188ZM201 69V68H200ZM240 69V68H239ZM106 70H109L110 71V68H108V69H106ZM113 70H114V67H113ZM139 70V69H138ZM137 70V71H138ZM157 69H155V71H156ZM192 70V69H191ZM191 70H189L190 71V73H191V75H193L192 74V72H191ZM195 70V69H194ZM193 70V71H194ZM197 70H199V69H197ZM205 70V69H204ZM203 70V71H204ZM8 71V70H7ZM121 71H122V69H121ZM125 71V70H124ZM154 71V72H155ZM189 71H188V73H189ZM207 71V70H206ZM105 69H104V74H105ZM111 72V71H110ZM113 72V71H112ZM134 72V71H133ZM151 72V71H150ZM157 72H158V70H157ZM183 72V73H182ZM181 72V75L183 74H185L184 72H187V71H185V70H183ZM195 72H197L196 70H195ZM209 72V71H208ZM231 72V71H230ZM236 72V74H234V72H232L233 73V75H239L238 77H242V79L243 80H245L244 78L245 77H247V76H245V77H243V74H241V73H239L238 74V72L237 71H235ZM205 73V72H204ZM221 73V72H220ZM243 73H245V72H243ZM250 73V70L246 73V74H249ZM114 74H115V72H114ZM137 74H138V72H137ZM106 75V74H105ZM104 75V76H105ZM119 75V74H118ZM118 75H116V76H118ZM122 75V74H121ZM140 75V74H139ZM155 75V74H154ZM157 75V74H156ZM174 75V74H173ZM186 75V74H185ZM9 76V75H8ZM103 76V77H104ZM133 76V75H132ZM135 76V75H134ZM150 76V75H149ZM206 76V75H205ZM225 76V75H224ZM111 77V76H110ZM151 77V76H150ZM174 77V76H173ZM209 77V76H208ZM233 77V76H232ZM236 76H234V78H235ZM264 77V76H263ZM26 78V77H25ZM108 78V75L106 76V78H104L105 80ZM135 78V77H134ZM136 78H137V76H136ZM152 78V77H151ZM150 78V79H151ZM156 78V77H155ZM176 78V77H175ZM182 78V77H181ZM233 78V79H234ZM10 79V78H9ZM103 79V78H102ZM112 79V78H111ZM117 79H119V78H117ZM190 79V78H189ZM189 79H187V80H189ZM202 79V78H201ZM204 79H206V78H204ZM219 79V78H218ZM229 79H231V76H230V78ZM10 80H13V76H12V79H10ZM9 80V81H10ZM23 80H25V79H23ZM71 80H72V78H71ZM105 80H104V82H105ZM132 80V79H131ZM136 80V79H135ZM156 80H158V81H160L161 80V73H160V76H157V79ZM166 80H167V78H166ZM148 81H150V80H148ZM153 81V80H152ZM151 81V82H152ZM155 81V80H154ZM173 81V80H172ZM4 82V81H3ZM67 82H69V81H67ZM102 82V81H101ZM102 83V85L103 84H105V83ZM120 82V81H119ZM150 82V83H151ZM165 82V81H164ZM181 82V81H180ZM183 82V81H182ZM189 82H190V80H189ZM235 82V81H234ZM21 83H22V81H21ZM34 83H35V81H34ZM33 83V84H34ZM71 83V82H70ZM108 83V82H107ZM132 83H135L134 82V79H133V82ZM150 83H149V87H150ZM161 83V82H160ZM167 83H169V81L167 82ZM199 83H201V82H199ZM223 83V82H222ZM227 83V82H226ZM241 83H242V81H241ZM14 84H15V81H14ZM66 84V83H65ZM110 84H112V83H110ZM139 84V83H138ZM148 84V83H147ZM165 84V83H164ZM198 84V83H197ZM202 84V83H201ZM204 84V83H203ZM206 84V83H205ZM209 84H211V83H209ZM224 84V83H223ZM229 84V83H228ZM227 84V85H228ZM19 85V84H18ZM46 82H45V80L42 82V83H40V86H41V88L42 87H44V88H42V89H40V88H38V90L39 91H43V94L45 95V89H46ZM57 85V84H56ZM55 85V86H56ZM96 85V84H95ZM94 85V86H95ZM101 85V86H102ZM115 85H117V80H116V82H115V84H114V86ZM136 85V84H135ZM167 85V84H166ZM184 85V84H183ZM186 85V84H185ZM192 85V84H191ZM212 85V84H211ZM230 85H232L231 83H230ZM254 85H258V83H256V84H254ZM14 86V85H13ZM62 86V85H61ZM105 86H106V84H105ZM108 86H110L109 84H108ZM108 86H106V87H108ZM112 86V85H111ZM132 86H133V84H132ZM159 86V85H158ZM164 86V85H163ZM177 86V85H176ZM175 86V87H176ZM188 86H190V84L188 85ZM206 86H207V84H206ZM216 86V85H215ZM242 86V85H241ZM259 86V85H258ZM5 87V86H4ZM11 87V86H10ZM15 87V86H14ZM138 87V86H137ZM142 87V86H141ZM140 87V88H141ZM147 87V86H146ZM153 87V86H152ZM166 87V86H165ZM173 87L174 86H172V91H173ZM174 87V88H175ZM187 87V86H186ZM197 87V86H196ZM203 87H205V86H203ZM216 87H218V86H216ZM230 87V86H229ZM232 87H235V85L234 86H232ZM253 87V86H252ZM13 88V87H12ZM16 88V87H15ZM14 88V89H15ZM24 88V87H23ZM54 88V87H53ZM62 88V87H61ZM66 88V87H65ZM101 88V87H100ZM103 88V87H102ZM116 88H117V86H116ZM139 88V87H138ZM139 88V89H140ZM167 88V87H166ZM179 88H182V89H184V87L183 86H179ZM190 88H192L191 86L188 88V90L190 89ZM212 88H214V86L212 87ZM239 89H240V87H238ZM255 88V87H254ZM253 88V89H254ZM11 89V88H10ZM13 89V90H14ZM58 89V88H57ZM57 89H54V91H56ZM64 89V88H63ZM94 89H96L95 87H94ZM106 89V88H105ZM114 89H115V87H114ZM134 89H135V87H134ZM134 89H132V87H131V92H129V93H123V96L120 98V101L122 102V109L124 110V112H122L121 114H120V116H121V118H123L124 120H128V119H130V118H132L133 119V112H134V104H135V102H136V99H138V94H139V92H137V91H135ZM143 89V88H142ZM157 88H155L154 90H153V92L154 93H156V90ZM187 89V88H186ZM215 89V88H214ZM213 89V90H214ZM221 88H219L218 90H217V88H216V90L217 91H215V94H216V92H218L219 90H220ZM234 89V88H233ZM232 89V90H233ZM12 90V89H11ZM10 90V91H11ZM17 90V89H16ZM15 90V91H16ZM20 90V89H19ZM60 91H61V89H59ZM69 90V89H68ZM104 90V89H103ZM145 90V89H144ZM156 90V91H155ZM159 90V89H158ZM167 90H168V88H167ZM188 90H187V93H188ZM201 90V89H200ZM205 90V89H204ZM232 90H231V93H232ZM14 91V92H15ZM21 91V90H20ZM65 91V90H64ZM100 91V90H99ZM121 91V90H120ZM141 91V90H140ZM176 91H178V90H176ZM176 91H175V93H176ZM182 91V90H181ZM180 91V92H181ZM202 91V90H201ZM221 91V90H220ZM242 91V90H241ZM240 91V92H241ZM22 93H20V94H18V95H15L16 97H20V96H25V97H28V99H29V97H30V101L31 102H33V100H34V97L33 96H31V93L33 92H31L30 93V95L26 92V90L24 91H21ZM62 92V91H61ZM170 93H171V91H169ZM227 92V91H226ZM238 92H239V90H238ZM3 93H5L4 92V89H2L1 91H0V95H1V97H4V96H2L3 95ZM58 93V92H57ZM89 93V92H88ZM94 93H96V91H94ZM109 93V92H108ZM110 93H112V90L110 91ZM121 93V92H120ZM147 94V92H146V90L144 91V93L142 92V95H143V97H146V94ZM148 93H150V90H149V92ZM163 93V92H162ZM193 93V92H192ZM192 93H189V95L190 94H192ZM203 93V92H202ZM241 93H243L244 94V91L243 92H241ZM240 93V94H241ZM11 94V93H10ZM14 94V93H13ZM12 94V95H13ZM33 94V93H32ZM64 94H67V92H64ZM72 94V93H71ZM107 94V93H106ZM114 94V93H113ZM183 94V93H182ZM214 94V95H215ZM219 94H220V92H219ZM219 94H218V96H219ZM224 94V93H223ZM228 94V93H227ZM239 94V95H240ZM246 94V93H245ZM56 95V94H55ZM55 95H53V96H55ZM70 95V94H69ZM116 95V94H115ZM115 95L114 96H112L113 98H111V102H109V103H111L109 106V111L110 110H112V108H111V106H113V102H114V100H115ZM140 95V94H139ZM148 95V94H147ZM150 95V94H149ZM187 95V94H186ZM201 95V94H200ZM214 95H213V98H214ZM14 96V95H13ZM14 96V100H16V97ZM96 96V95H95ZM170 96H172V95H169V97ZM191 96V95H190ZM189 96V97H190ZM193 96V95H192ZM224 96H225V94H224ZM0 97V98H1ZM45 97V96H44ZM59 97H61V94L59 93V95L57 96V102H58V104H59V101L60 100H58L59 99ZM85 97H86V99L89 101V100H94L92 97H91V95L90 94H88V95H85ZM111 97V96H110ZM118 97H119V95H118ZM150 97V96H149ZM149 97H148V99H149ZM216 97V96H215ZM244 97V96H243ZM251 97V96H250ZM248 98L250 101L248 102V103H246V102H244V103H242L241 101L239 102V104L241 103L242 104V109L240 108V110H243V112L245 113L246 111H247V109L249 110V108H251V105H252V102H253V100L254 99H252V98ZM12 98V97H11ZM22 98H24V97H22ZM21 98V100H23ZM71 98V97H70ZM105 98V97H104ZM172 98V97H171ZM182 98V97H181ZM217 98V97H216ZM218 98H220V97H218ZM224 98V97H223ZM237 98H239V99H235L234 101H236V102H233L234 103V105L236 106V105H238V100H240L241 98L240 97H237ZM170 99V98H169ZM180 99V98H179ZM183 99V98H182ZM181 99V100H182ZM191 99V98H190ZM192 99H193V97H192ZM199 99H200V97H199ZM203 99V98H202ZM226 99V98H225ZM224 99V100H225ZM230 99V98H229ZM12 100V99H11ZM27 100V99H26ZM46 101H47V99H45ZM49 100V99H48ZM103 100V99H102ZM151 100V99H150ZM188 100V99H187ZM201 100V99H200ZM205 100V99H204ZM218 100V99H217ZM260 100V99H259ZM24 101V100H23ZM28 101V100H27ZM27 101H26V103H27ZM29 101V102H30ZM40 101H42V100H40ZM66 101V100H65ZM88 101H86V104H88L89 105V107H91V108H87V110H86V113H83L84 115L86 114V118H89V115L91 114V110L92 109H94V108H92V107H95V106H93V104L91 103V102H88ZM104 101V100H103ZM102 101V102H103ZM197 101H199V100H197ZM248 101V100H247ZM256 101V103H257V100H255ZM48 102V101H47ZM46 102V104L45 105H47L48 103ZM101 103V101L100 100H98L96 103ZM137 102H138V100H137ZM181 101L179 100V103H180ZM183 102V101H182ZM190 102H191V100H190ZM190 102H189V104H190ZM210 102V101H209ZM209 102H208V104H209ZM215 102H217V101H215ZM4 103V102H3ZM2 103V104H3ZM69 103H70V101H69ZM105 104H107L106 102H104ZM170 103H171V99H170ZM174 103H176V102H174ZM195 103H196V101H195ZM255 103V102H254ZM15 104V103H14ZM23 104V103H22ZM65 104V103H64ZM155 104V99H153V100H151V102H149V103H147L146 104V111L145 112H150V111H152L153 109V107L155 106L154 105ZM217 104V103H216ZM33 105H34V103H33ZM182 104H180L179 105V107L181 106ZM233 105V104H232ZM233 105V106H234ZM25 106V105H24ZM30 106V105H29ZM64 106V105H63ZM97 106V105H96ZM173 106H174V104H173ZM177 106V105H176ZM209 106V105H208ZM216 106V105H215ZM252 106H254V105H252ZM264 106V103H262V105H261V107H263ZM10 107V106H9ZM50 107V106H49ZM48 106L46 107V108H49ZM138 107L139 108H141L140 107V105H138ZM156 107H157V104H156ZM190 107V106H189ZM202 107V106H201ZM217 107H218V105H217ZM241 107V106H240ZM33 108H34V106H33ZM32 108V109H33ZM37 108H39V105L37 106ZM40 108H42V106L40 107ZM70 108V107H69ZM173 109L175 108V107H172ZM181 108H183V106L181 107ZM206 108H207V106H206ZM205 108V109H206ZM232 108V107H231ZM235 108V107H234ZM234 108H233V110H234ZM253 108H255V107H253ZM252 108V109H253ZM68 108H66V110H67ZM83 109H85V108H82V110ZM129 109V111H128V113H126V111ZM138 109V108H137ZM152 109V110H151ZM173 109H171L172 110V112L174 111ZM190 109V108H189ZM200 109H202V108H200ZM205 109H203V110H201V111H204ZM215 109H216V107H215ZM251 109V110H252ZM256 109V108H255ZM11 110V109H10ZM21 110V109H20ZM25 110V109H24ZM28 110V109H27ZM96 110V109H95ZM142 110V109H141ZM156 110V109H155ZM154 110V111H155ZM158 110V109H157ZM0 111H1V109H0ZM5 111V110H4ZM3 111V112H4ZM50 113L52 112L50 109L48 110ZM48 111H46V112H48ZM63 111V110H62ZM104 111V110H103ZM108 111V112H109ZM143 111V110H142ZM154 111H152V113L154 112ZM180 112L182 111V109L181 110H179ZM179 111H178V113H179ZM192 111V110H191ZM216 111V110H215ZM223 112H224V110H222ZM220 112V113H222V114H224L223 112ZM259 114H260V117L263 119L262 121V127H261V124H260V128H261V131H263V133H264V107L262 108V109H260L259 108ZM257 111V112H258ZM84 112V111H83ZM92 112H94V110L92 111ZM171 112V113H172ZM197 112H198V110H197ZM205 112V111H204ZM240 112V111H239ZM254 112V111H253ZM253 112L252 111H250V113H252L253 114ZM21 113V112H20ZM32 113H33V111H32ZM65 113V112H64ZM137 113V112H136ZM199 113V112H198ZM249 112L247 111V114H248ZM25 114V113H24ZM40 114V113H39ZM82 114V115H83ZM94 114V113H93ZM111 114H114V112L113 113H111ZM142 114V113H141ZM141 114H140V116H141ZM155 114V113H154ZM182 114V113H181ZM189 114V113H188ZM204 114V113H203ZM239 114V113H238ZM21 115H23V114H21ZM41 115H43V113H41ZM62 115V114H61ZM105 115H106V120H109V115L105 112ZM124 115V116H123ZM150 115V114H149ZM179 115H180V113H179ZM198 115V114H197ZM199 115H201V114H199ZM199 115H198V117H199ZM251 115V114H250ZM249 115V116H250ZM25 116V115H24ZM40 116V115H39ZM66 116V115H65ZM92 116V115H91ZM108 116V117H107ZM112 116V115H111ZM144 116H146V114L144 115ZM152 116H153V114H152ZM188 116V115H187ZM207 116V115H206ZM205 116V117H206ZM209 116V115H208ZM213 116V115H212ZM248 116V117H249ZM253 116V115H252ZM251 116V117H252ZM2 117V116H1ZM61 117L62 116H60L59 118H60V120H61ZM138 117V116H137ZM136 117V118H137ZM174 117V116H173ZM181 117V116H180ZM198 117H196V118H198ZM221 117H224V115L223 116H221ZM247 117V118H248ZM259 117V116H258ZM27 118V117H26ZM40 118V117H39ZM93 118V117H92ZM104 118V117H103ZM142 118V117H141ZM144 118V117H143ZM154 118V117H153ZM153 118H151L152 120H153ZM243 117L241 116L240 117V119H242ZM250 118V117H249ZM256 118V117H255ZM253 119L252 118V120L254 121V120H256V119ZM28 119V118H27ZM84 119V118H83ZM82 119V120H83ZM111 119H112V117H111ZM145 119V118H144ZM146 119H148V118H146ZM258 119V118H257ZM6 120H7V118H5V119H1L0 118V123H6ZM41 120V119H40ZM85 120V119H84ZM87 120V119H86ZM89 120H92L91 118L89 119ZM152 120H150V121H152ZM189 120V119H188ZM190 120H191V116H190ZM201 120V119H200ZM239 120V119H238ZM249 120H251V118L250 119H248V121ZM94 121H96V119L94 120ZM93 121V122H94ZM178 121H180V120H178ZM196 121V120H195ZM203 121V120H202ZM209 121H211L210 119H209ZM225 121H226V119H225ZM237 121V120H236ZM239 121H241V120H239ZM257 121V120H256ZM62 123H60V125H63L62 127H60L61 129H63L64 128V130H67L68 128H66L68 125H66V126H64V121H61ZM83 122H85V121H83ZM106 122V121H105ZM143 122V121H142ZM148 122V121H147ZM154 122V121H153ZM172 122H173V120H172ZM184 122V121H183ZM189 122V121H188ZM197 122V121H196ZM242 122H244V121H242ZM242 122H240V124H239V126H238V128H240L239 130L237 129V127L235 128V130H234V132H233V134L234 133H236V134H240L241 132H242V127H244V126H246V125H244V124H241ZM10 123H12V120H11V122ZM74 123H76L75 121H74ZM113 123H114V121H113ZM128 123V122H127ZM145 123H146V120H144V125H145ZM150 123V122H149ZM191 123V122H190ZM203 123V122H202ZM214 123V122H213ZM250 123H252L251 121H250ZM250 123L248 124V125H250ZM261 123V122H260ZM94 124V123H93ZM96 124V123H95ZM178 124H179V122H178ZM185 124H187L186 122H185ZM201 124V123H200ZM215 124H216V122H215ZM234 125H235V123H233ZM232 124V125H233ZM254 125V127L256 128L257 127V125L259 124V123H257V122H254L253 123ZM144 125H142L143 126V128L145 127ZM146 125H148V123L146 124ZM154 126H155V124H153ZM171 125V124H170ZM194 125V124H193ZM196 125V124H195ZM195 125H194V127H195ZM198 125V124H197ZM196 125V126H197ZM212 125H214V124H212ZM3 126V125H2ZM57 126H58V128H59V124H57ZM84 126V125H83ZM126 126H127V124H126ZM129 126V125H128ZM137 126V125H136ZM135 126V127H136ZM141 126V127H142ZM150 126H152L151 125V123H150ZM149 125H148V127H150ZM192 126V125H191ZM190 126V127H191ZM224 126H226L225 124H224ZM10 127V128H9ZM96 127V126H95ZM140 126H139V128L137 129H135V130H139L140 128H141ZM147 127V126H146ZM167 127V126H166ZM179 127H180V125H179ZM185 127V126H184ZM188 127V126H187ZM198 127V126H197ZM199 127H201V126H199ZM215 127V126H214ZM232 127H234V126H232ZM23 128H24V126H23ZM50 128H51V126H50ZM57 128V127H56ZM59 128V129H60ZM66 128V129H65ZM77 128V127H76ZM111 128H113V127H111ZM143 128H142V130H143ZM255 128H252L251 129V126H250V131H253V130H255ZM4 129H10V130H13L14 132H16V130H15V127H14V124L12 123V124H10V126H8V127H5ZM42 129V128H41ZM58 129V130H59ZM153 128H151L150 130H152ZM184 129H186V127L184 128ZM183 129V130H184ZM189 129V128H188ZM192 129V128H191ZM194 129V128H193ZM202 129V128H201ZM215 129V128H214ZM213 129V130H214ZM233 129V128H232ZM44 130H48V129H46V128H44V129H42V131H44ZM57 130V129H56ZM71 130V129H70ZM84 130V129H83ZM82 130V131H83ZM92 130V129H91ZM135 130L134 129H132V131H131V134L133 135V133L135 132ZM144 130H145V128H144ZM147 130V129H146ZM160 130H161V132H163V134L166 136V134H169V132H171V130H172V128H171V130H169V129H167L166 128V130H168V131H165V128L163 127V126H161V128H160ZM216 130V129H215ZM237 130V131H236ZM248 130V131H249ZM134 131V132H133ZM141 131V130H140ZM154 131V130H153ZM178 131V130H177ZM185 131V130H184ZM190 132L189 133H191L192 132V130H189ZM198 131H200V130H198ZM94 132V131H93ZM133 132V133H132ZM144 132V131H143ZM146 132V131H145ZM160 132V131H159ZM161 132H160V138H162L163 136H162V134H161ZM186 132V131H185ZM216 131H214V133H215ZM59 133V132H58ZM87 132H85V134H86ZM90 133H92V132H90ZM102 133V132H101ZM141 133H142V131H141ZM141 133L139 134V137H140V135H141ZM179 133V132H178ZM183 133V132H182ZM181 133V134H182ZM188 133V134H189ZM246 133V132H245ZM250 133V132H249ZM43 134H44V132H43ZM78 134V133H77ZM154 134V133H153ZM172 134V133H171ZM254 134H255V131L253 132V134H251L252 136H253V139L252 140H250V144H252L253 145V143L255 142V138H254ZM67 135V134H66ZM127 135V134H126ZM135 135H138V133H136ZM134 135V136H135ZM200 135V134H199ZM227 135V134H226ZM247 135V134H246ZM250 135V136H251ZM261 135H263V138H264V134H261ZM260 135V136H261ZM77 136V135H76ZM105 136V135H104ZM170 136V135H169ZM168 136V137H169ZM185 137H186V135H184ZM234 136V135H233ZM249 135H247V137H250ZM259 136V137H260ZM57 137V136H56ZM88 137V136H87ZM131 137H133V136H131ZM141 137H143V136H141ZM208 137H209V135H208ZM226 137V136H225ZM240 137V135H238V138ZM79 138V137H78ZM84 138H85V136H84ZM103 138V137H102ZM110 138V137H109ZM112 138V137H111ZM148 138H149V134H148ZM151 138V137H150ZM189 138V137H188ZM206 138H207V136H206ZM205 138V139H206ZM220 138H222V137H220ZM242 138V137H241ZM244 138V137H243ZM62 139V138H61ZM77 139V138H76ZM130 139V138H129ZM135 138H133V140H134ZM142 139V138H141ZM144 140H146V138L144 137L143 138ZM170 139V138H169ZM182 139V138H181ZM186 139H187V137H186ZM208 139V138H207ZM206 139V141H208ZM231 139H233V138H231ZM234 139H235V136H234ZM240 139V138H239ZM251 139V138H250ZM261 139V138H260ZM59 140V139H58ZM63 140V139H62ZM79 140V139H78ZM84 140V139H83ZM89 140V139H88ZM176 140V139H175ZM180 140V139H179ZM178 140V141H179ZM185 141V139H182V141ZM223 140V139H222ZM246 140V139H245ZM89 141H91V140H89ZM135 141H136V139H135ZM141 141V140H140ZM153 141V140H152ZM151 141V142H152ZM172 141V140H171ZM181 141V140H180ZM209 141H210V139H209ZM208 141V142H209ZM243 141H244V139H243ZM247 141V140H246ZM52 142V141H51ZM92 142V141H91ZM142 142V141H141ZM146 142V141H145ZM168 142V141H167ZM188 142L190 143V141L188 140ZM188 142H186L185 144H189ZM197 142H198V139H197ZM217 142V141H216ZM226 142H228V141H225V143ZM234 142V141H233ZM245 142V141H244ZM84 143V142H83ZM82 143V144H83ZM92 143H94V142H92ZM111 143V142H110ZM109 143V146L111 145ZM127 143H128V141H127ZM133 143H134V141H133ZM149 143V142H148ZM156 143V142H155ZM177 144V146L175 147H173V149L175 148V156H179V153H180V147L182 148V146L184 145V144H182V142L181 143H178V142H176ZM194 143V142H193ZM210 143V142H209ZM208 143V144H209ZM240 143V140H239V142H237V145ZM260 143H261V145L258 147V150L254 153V158L252 159V162H255L252 166H250L251 164H252V162H251V164L250 165H248L249 167H250V173H248V177H246L247 179H250V178H254L251 182L252 183H250V186H252V189H257L258 190V184L261 182V181H264V172L262 171V169L264 168L263 166V164H264V139L262 140V141H260ZM130 144H132L131 143V141H130ZM180 144V147L178 148V145ZM182 144V145H181ZM203 144H205V143H203ZM217 144V143H216ZM218 144H219V141H218ZM234 144V143H233ZM236 144V143H235ZM243 144V143H242ZM255 144H256V142H255ZM106 145H108L107 143H106ZM133 145V144H132ZM135 145H136V142H135ZM140 145V144H139ZM175 145V144H174ZM196 145V144H195ZM210 145V144H209ZM241 145V144H240ZM125 146H127V145H125ZM128 146H130V149H131V152H132V150H133V148H131V145H128ZM127 146V147H128ZM141 146V145H140ZM153 146V145H152ZM160 149H161V151H163L165 148H164V144L163 143H160ZM168 146V145H167ZM199 146V145H198ZM201 146H203V145H201ZM221 146V145H220ZM234 146V145H233ZM126 147V148H127ZM136 147V146H135ZM148 147V146H147ZM159 147V146H158ZM171 147H172V145H171ZM190 147H192V145H190ZM195 148H196V146H194ZM107 148V147H106ZM139 148V147H138ZM138 148L136 149L135 148V150H137L138 151ZM153 148V147H152ZM170 148V147H169ZM195 148H193L194 149V151H193V154H194V152H195ZM198 148V147H197ZM204 148H206L205 149V151L204 152H206V151H213L215 154H217V152L219 153V147L218 146H205ZM232 148H236L235 146L234 147H232ZM251 148H252V146H251ZM250 148V149H251ZM148 149V148H147ZM154 149H155V147H154ZM172 149V148H171ZM187 149V150H186ZM186 149H185V154L187 153V151H188V146L186 147ZM93 150V149H92ZM100 150V149H99ZM102 150L103 151H105L106 149L104 148V147H102ZM101 150V151H102ZM236 150V149H235ZM254 150H255V146H254ZM142 151V150H141ZM152 151H153V149H152ZM166 151V150H165ZM171 151V150H170ZM172 151H174V150H172ZM182 151V150H181ZM198 151V150H197ZM252 151V150H251ZM179 152V153H178ZM199 152V151H198ZM233 152H235V151H233ZM42 153V152H41ZM72 153H73V151H72ZM102 153V152H101ZM100 153V154H101ZM177 153V154H176ZM191 153V152H190ZM91 154V153H90ZM90 154L88 155L87 154V156H90ZM93 154L94 153H92L91 154V156H93ZM110 155V153L109 152H107V150H106V154L105 155ZM136 154H137V152H136ZM136 154H135V157H136ZM150 154V153H149ZM148 154V155H149ZM169 154V153H168ZM199 154V153H198ZM206 154V153H205ZM204 154V155H205ZM248 154H249V152H248ZM251 154V153H250ZM249 154V155H250ZM104 155V156H105ZM116 155H117V157H114L115 159H117L118 160V158L120 159L121 157H122V152H121V148H119V149H117L116 150ZM152 155H154L153 154V152H152ZM172 155V154H171ZM171 155H169V156H171ZM189 155H191V154H188L187 156H189ZM210 155V154H209ZM214 155V154H213ZM234 154H232V157H231V160H230V165L232 164V166H234V168H235V165L236 164H238L239 162H240V160H242L241 159V157H240V159H239V156H233ZM131 156H132V154H131ZM175 156H173V157H175ZM186 156V155H185ZM195 156V155H194ZM199 156V155H198ZM217 156H218V154H217ZM241 156V155H240ZM94 157V156H93ZM133 157V156H132ZM150 157V156H149ZM206 157V156H205ZM208 157V156H207ZM211 157V156H210ZM92 158V157H91ZM187 158V157H186ZM185 158V160H187ZM196 158V157H195ZM90 159V158H89ZM95 159H97V158H95ZM94 159V160H95ZM167 159H169V158H167ZM174 159V158H173ZM190 159V158H189ZM214 159H215V156H214ZM217 159V158H216ZM220 159V158H219ZM224 159V158H223ZM47 160V159H46ZM92 160H93V158H92ZM93 160V161H94ZM132 160V159H131ZM130 160V161H131ZM207 160V159H206ZM209 160V159H208ZM249 160V159H248ZM251 160V159H250ZM48 161V160H47ZM54 161V160H53ZM91 161V160H90ZM111 161V163L113 162L112 160H110L109 158H106V161H104V162H110ZM169 161V160H168ZM168 161H167V163H168ZM175 161H176V158H175ZM195 161H196V159H195ZM214 161V160H213ZM216 161V160H215ZM220 161H221V159H220ZM87 162V161H86ZM89 162V161H88ZM103 162V163H104ZM172 162H173V160H172ZM181 162V161H180ZM207 162H209V161H207ZM224 162V161H223ZM47 163V162H46ZM132 163V162H131ZM204 163V162H203ZM202 163V164H203ZM221 163V162H220ZM248 163H250L249 161H248ZM50 164V163H49ZM100 164V163H99ZM113 164V163H112ZM135 164H137V162L135 163ZM166 164V163H165ZM164 164V165H165ZM183 164V163H182ZM209 164V163H208ZM223 164V163H222ZM241 164V163H240ZM55 165V164H54ZM110 165V164H109ZM138 165V164H137ZM136 165V166H137ZM163 165V164H162ZM184 165V164H183ZM188 165V164H187ZM195 165H197V164H195ZM207 165V164H206ZM217 165V164H216ZM104 166V165H103ZM102 166V167H103ZM185 167H186V161H185V165H184ZM183 166V167H184ZM214 166H215V164H214ZM226 165L224 164V166L223 167H225ZM62 167V166H61ZM89 167L90 166H88L87 168L89 169ZM105 167V166H104ZM175 167H176V169H177V171L179 170V168L181 167V165L179 164V162H178V160L175 162ZM207 167H208V165H207ZM243 167V166H242ZM242 167H240V165H239V168H242ZM247 167V166H246ZM263 167V168H262ZM50 168V167H49ZM52 168H53V166H52ZM51 168V169H52ZM137 168V167H136ZM216 168H217V166H216ZM220 168H222V166H220ZM220 168H218L217 170H218V172L216 171V173H217V175H210L209 173H207V172H205V171H203V173H201L202 174V181L203 182H207L206 184H208L209 182H211V181H213L212 183H213V185H214V188L215 187H218V188H221V186H220V184H221V180H223V179H221V173L219 172L220 171ZM231 168V167H230ZM236 168H238L237 167V165H236ZM103 169V168H102ZM164 169V168H163ZM175 168H174V170H176ZM185 169H187V168H185ZM223 169V168H222ZM243 169H244V167H243ZM55 170V169H54ZM190 170V169H189ZM195 170H196V168H195ZM194 170V171H195ZM240 170V169H239ZM48 171V170H47ZM46 171V172H47ZM104 171V170H103ZM138 171V170H137ZM225 171V170H224ZM248 171V170H247ZM49 173H50V171H48ZM164 173H163V175L167 178L168 176H169V169H167V170H164L163 171ZM176 171H172V174H171V177L173 176V175H175L176 173H175ZM187 172V171H186ZM197 172H198V170H197ZM201 172V171H200ZM230 172H231V170H230ZM229 172V173H230ZM233 172H234V170H233ZM235 172H236V170H235ZM238 173H239V171H237ZM54 173V172H53ZM53 173L51 174V175H53ZM90 173V172H89ZM103 173V172H102ZM222 173H223V171H222ZM137 174V173H136ZM198 174V173H197ZM50 175V174H49ZM177 175H178V173H177ZM196 175V174H195ZM194 175V176H195ZM232 175V174H231ZM257 177H256V176ZM42 176H43V172H42ZM46 176V175H45ZM199 176V175H198ZM224 176V175H223ZM238 175H237V173H236V175H235V177H237ZM50 177V176H49ZM54 177V176H53ZM58 177V176H57ZM101 177V176H100ZM259 177H261V178H259ZM189 178V177H188ZM195 178V177H194ZM165 179V178H164ZM197 179H198V177H197ZM200 179V178H199ZM242 179H243V177H242ZM245 179V178H244ZM243 179V180H244ZM233 180V179H232ZM246 180V179H245ZM83 181V180H82ZM101 181H102V179H101ZM100 181V182H101ZM104 181V180H103ZM234 181V180H233ZM248 181H250V180H248ZM88 182H91V181H88ZM136 182V181H135ZM201 182V181H200ZM200 182H198L199 184H200ZM224 182V181H223ZM167 183V182H166ZM197 183V182H196ZM249 183V182H248ZM263 183V182H262ZM239 184H241V183H239ZM101 185V184H100ZM176 185V184H175ZM189 185V184H188ZM222 185V184H221ZM223 185H224V183H223ZM238 185V184H237ZM236 185V186H237ZM243 185V184H242ZM173 186V185H172ZM206 186V185H205ZM240 186V185H239ZM103 187V186H102ZM165 187H166V184H165ZM178 186H174V187H172V188H175L174 190H176V188H177ZM184 187H187V186H184ZM202 187H203V185H202ZM208 186H206L205 188H207ZM238 187V186H237ZM241 187V186H240ZM240 187H239V189H240ZM260 188H262V184H261V186H259ZM105 188H106V185H105ZM168 188H170V187H168ZM209 188V187H208ZM190 189V188H189ZM200 189H201V187H200ZM211 189V188H210ZM221 189H223V188H221ZM226 189V188H225ZM71 190V189H70ZM69 190V191H70ZM166 190V189H165ZM192 190V189H191ZM205 191H206V189H204ZM209 190V189H208ZM212 190V189H211ZM227 190V189H226ZM241 190V189H240ZM237 190L238 191V194L241 192H243V190ZM260 190V189H259ZM263 190V189H262ZM101 191H103V190H101ZM167 191V193L169 192L168 190H166ZM185 191V190H184ZM187 191V190H186ZM197 191V192H196ZM230 191H232V190H230V189H228V192L230 193ZM253 190H251L250 192H252ZM261 191V190H260ZM176 192V191H175ZM181 192V191H180ZM194 192L195 193H193V194H190V193H188L187 194V196H186V194H185V198H187V201H185V200H182L181 199V193H180V195L179 194H177V197H175V200L173 199V201L171 202V205H173L174 206V208L175 207H179L178 208V211H177V215H176V217H177V219L179 218L180 219V221H179V223H180V226H181V224H183V225H189V220H190V210H189V208H188V206H190V203H194V202H196L197 204L199 203V201L202 199H204V197H205V195H202V194H200L201 192L200 191H198V189L197 190H194ZM200 192V193H199ZM212 192H218L219 193V191H215V190H212ZM222 192V191H221ZM101 193V192H100ZM135 193V192H134ZM173 193V192H172ZM226 193V192H225ZM253 193H254V191H253ZM95 194V193H94ZM99 194V193H98ZM97 194V195H98ZM102 194V193H101ZM165 194H166V192H165ZM171 194V193H170ZM174 194V193H173ZM196 194V198H193V195H195ZM222 194V193H221ZM227 194V193H226ZM58 195V194H57ZM80 195H82L81 193H80ZM100 195V194H99ZM219 195V194H218ZM217 195V196H218ZM240 195V194H239ZM252 195V194H251ZM84 196V195H83ZM167 196V195H166ZM222 196V195H221ZM100 197H101V195H100ZM174 197V196H173ZM239 197H241V195L239 196ZM41 198V197H40ZM53 198V197H52ZM56 199H57V197H55ZM170 198H171V196H170ZM214 198H215V194H214ZM214 198H212V202H211V204H210V206L213 204V208L214 209H217V208H219V207H222V206H224V205H222V201L220 200V199H218V198H216L217 200H214V202H213V199ZM230 198V197H229ZM237 198V197H236ZM59 199V198H58ZM57 199V200H58ZM239 199H241V198H239ZM40 200V199H39ZM92 200V199H91ZM102 200V199H101ZM167 200V199H166ZM42 201V200H41ZM53 201V200H52ZM56 201V200H55ZM64 201V200H63ZM216 202V203H215ZM222 202V203H221ZM227 202V201H226ZM225 202V203H226ZM234 202V204H235V201H233ZM240 202V201H239ZM250 202H251V204H254V206H253V209L257 206V203L258 202H261V203H263V206H262V210H259V214L257 213V215H255V216H252V215H248V216H245V217H243L242 218V216H238V218H236L235 220H233L234 222H232V223H229L228 221L225 223V224H223V225H221V227H220V229H219V231L217 232V231H210V230H216L217 228H216V225L217 224H215L214 222H215V217H214V215H212V214H208V216L207 217H204L203 219H199V220H197L198 222H197V226L195 227V229H200V228H202L203 227V225H204V227H205V229L207 228L208 229V234L209 235H213V237H214V240L215 241H223V239L225 238V236L227 235V236H229V237H233V235L236 233V232H238V231H240V230H242L243 232H245L244 234L246 235L245 236V245L242 247V248H238V247H241V246H238V247H234V249L233 250H231V252L232 253H229V254H227L226 255V258H227V261H231L232 260V262H233V253L234 254H236V255H238V257H239V255H240V258H238L239 259V261H240V263L242 264V263H251V264H264V256H262V254L264 253H261L262 252V250L260 249V246H262V242H261V240H263L262 239V237H260L258 234H256V233H254V232H252L254 229L256 230V229H259L260 230V233L259 234H262V230L264 229V195H261L260 194V192H258V193H256V194H253V196H251V198H250ZM59 203V202H58ZM90 203V202H89ZM102 203V202H101ZM100 203V204H101ZM132 203V202H131ZM168 203H169V201H168ZM196 203H194V205L196 204ZM242 203V202H241ZM63 204V203H62ZM96 204V203H95ZM136 204V203H135ZM134 204V205H135ZM217 204H218V206H217ZM259 204V203H258ZM229 205V204H228ZM233 205V204H232ZM101 206V205H100ZM197 206V205H196ZM3 207V206H2ZM66 207H67V205H66ZM199 207V206H198ZM211 207V208H212ZM226 207H227V205H226ZM64 208V207H63ZM193 208V207H192ZM197 208V207H196ZM228 208V207H227ZM61 209V208H60ZM65 209V208H64ZM101 209V208H100ZM220 209V208H219ZM229 209V208H228ZM235 209H236V211L237 212H239V210H240V205H236V207H235ZM252 209V210H253ZM63 210V209H62ZM226 210V209H225ZM64 211V210H63ZM165 211H166V209H165ZM168 211H169V209H168ZM9 212V211H8ZM194 212V211H193ZM230 212V211H229ZM149 213V212H148ZM197 213V212H196ZM198 213H200V211L198 212ZM198 213L196 214V215H198ZM202 213V212H201ZM240 213V212H239ZM242 213V212H241ZM166 214V213H165ZM215 214V213H214ZM229 214V213H228ZM56 215H57V213H56ZM59 215H60V213H59ZM169 215V214H168ZM195 215V216H196ZM235 215V214H234ZM63 216V215H62ZM151 216V214H149V217ZM226 216V215H225ZM228 216V215H227ZM226 216V217H227ZM200 217V216H199ZM165 218V217H164ZM197 218V217H196ZM169 219V218H168ZM61 220H63V219H61ZM95 220V219H94ZM166 220V219H165ZM181 220H183V222H181ZM196 220V219H195ZM66 221V220H65ZM78 221V220H77ZM170 221V220H169ZM217 221H219V220H217ZM225 221H226V219H225ZM58 222V221H57ZM165 222V221H164ZM169 223V222H168ZM167 223V224H168ZM80 224H82V223H80ZM79 224V225H80ZM99 224V223H98ZM65 225V224H64ZM63 225V226H64ZM68 225V224H67ZM182 225V226H183ZM43 226V225H42ZM66 226V225H65ZM166 226H168V225H166ZM59 227V226H58ZM67 227V226H66ZM65 227V228H66ZM77 227H79V226H77ZM76 227V228H77ZM83 227V226H82ZM92 227H93V225H92ZM40 228H42V227H40ZM54 228V227H53ZM188 228H189V226H188ZM187 228V229H188ZM216 228V229H215ZM82 229V228H81ZM182 229H183V227H182ZM186 229V230H187ZM97 231V230H96ZM44 232V231H43ZM82 232V231H81ZM77 233V232H76ZM79 233H80V231H79ZM154 233H155V231H154ZM46 234H47V232H46ZM134 234V233H133ZM243 234V233H242ZM154 235V234H153ZM156 235V234H155ZM4 236V235H3ZM41 236V235H40ZM55 236V235H54ZM61 236V235H60ZM81 236V235H80ZM95 236V235H94ZM165 236V235H164ZM179 236L181 237V233H179ZM259 236V238H257ZM263 236V235H262ZM168 237V236H167ZM179 237V238H180ZM183 237H184V235H183ZM2 237L0 236V239H1ZM55 238V237H54ZM81 238V237H80ZM188 238V237H187ZM187 238L185 237V239L187 240ZM51 239H52V237H51ZM129 239V238H128ZM127 239V240H128ZM191 242L193 241V240H191V238H188ZM207 239V238H206ZM208 239H209V237H208ZM44 240V239H43ZM59 240H61V239H59ZM184 240V239H183ZM210 240H211V237H210ZM213 240V239H212ZM45 241V240H44ZM79 241V240H78ZM77 241V242H78ZM165 241V240H164ZM180 241H181V239H180ZM185 241V240H184ZM189 241V243L187 244V245H189L191 242ZM208 241V240H207ZM231 241V240H230ZM230 241H229V243H230ZM3 242V241H2ZM61 242V241H60ZM175 243V242H174ZM193 243V242H192ZM172 244V243H171ZM174 245V244H173ZM178 245V244H177ZM230 245H231V243H230ZM233 245V244H232ZM232 245H231V247H232ZM29 246H30V244H29ZM164 246V245H163ZM168 246V245H167ZM227 246H229V245H227ZM231 247H230V249H231ZM25 248H27V247H25ZM229 248V247H228ZM250 248H252V249H254L253 250V254L251 255V253H250ZM28 249V248H27ZM139 250V249H138ZM205 250V249H204ZM229 250V249H228ZM60 252V251H59ZM63 252V251H62ZM214 252V251H213ZM42 253V252H41ZM56 253V252H55ZM97 253V252H96ZM203 253H205V252H203ZM261 253V254H260ZM29 254V253H28ZM57 254H59L58 252H57ZM207 254H210V253H207ZM19 255V254H18ZM38 255V254H37ZM40 255V254H39ZM55 255V254H54ZM171 255V254H170ZM35 256V255H34ZM70 256V255H69ZM127 256V255H126ZM204 256V255H203ZM235 256V255H234ZM24 257H25V255H24ZM28 257V256H27ZM27 257H25V258H27ZM232 257V258H231ZM68 258V257H67ZM93 258V257H92ZM171 258H173V257H171ZM205 258V257H204ZM70 259V258H69ZM91 259V258H90ZM203 259V258H202ZM238 259H237V261H238ZM40 260V259H39ZM172 260V259H171ZM175 260H176V258H175ZM188 260V259H187ZM224 260V259H223ZM22 261V260H21ZM20 262V261H19ZM90 263V262H89ZM217 263V262H216ZM219 263V262H218ZM163 264V263H162ZM223 264H225V263H223ZM235 264V263H234Z\"/></svg>",
	"mask_w": 264,
	"mask_h": 264
}]
</instances>
